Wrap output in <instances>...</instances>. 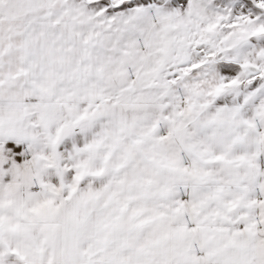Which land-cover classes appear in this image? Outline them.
Masks as SVG:
<instances>
[{"label":"snow or ice","instance_id":"1","mask_svg":"<svg viewBox=\"0 0 264 264\" xmlns=\"http://www.w3.org/2000/svg\"><path fill=\"white\" fill-rule=\"evenodd\" d=\"M0 264H264V0H0Z\"/></svg>","mask_w":264,"mask_h":264}]
</instances>
